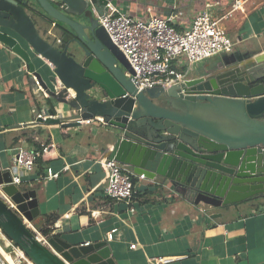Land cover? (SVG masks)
Segmentation results:
<instances>
[{
  "label": "water",
  "instance_id": "1",
  "mask_svg": "<svg viewBox=\"0 0 264 264\" xmlns=\"http://www.w3.org/2000/svg\"><path fill=\"white\" fill-rule=\"evenodd\" d=\"M109 4L117 0H0V49L20 57L46 96L70 111L49 109L46 124L79 127L100 117L109 159L163 179L195 205L218 209L264 195V54L138 91L130 63L99 24ZM37 22L52 27L51 38ZM32 55L50 63L54 89ZM0 185L17 207L0 198V228L34 264H116L106 241L41 242L25 222L40 215L36 191L12 184L1 165Z\"/></svg>",
  "mask_w": 264,
  "mask_h": 264
},
{
  "label": "crops",
  "instance_id": "2",
  "mask_svg": "<svg viewBox=\"0 0 264 264\" xmlns=\"http://www.w3.org/2000/svg\"><path fill=\"white\" fill-rule=\"evenodd\" d=\"M117 7L143 20L178 15L174 26L179 31L189 29L196 14L205 9L221 20L235 43L234 52L197 65L189 78L224 61L264 54V0H117ZM37 26L43 38H51L52 27L39 22ZM34 63L54 89L49 80L54 75L50 63L39 56ZM0 74L1 168L11 171L12 155L24 142L34 150L56 143L21 186L36 191L40 215L32 223L41 234L49 231L48 236L76 246L106 241L116 264H152L151 259L156 264H264L262 200L214 209L193 204L161 178H136V213L130 214L125 203H116L105 192L101 162L109 157L110 140L104 121L97 117L79 127H36L33 121L38 113L55 108L68 116L69 109L47 97L23 60L6 49H0ZM65 164L69 171H64ZM49 168L60 174L57 179H42ZM92 211L99 213L94 216ZM216 214L221 217L213 218ZM114 229L113 240L107 241ZM0 241L4 252L9 250L10 243L1 235ZM136 242L139 245L132 249Z\"/></svg>",
  "mask_w": 264,
  "mask_h": 264
},
{
  "label": "built area",
  "instance_id": "3",
  "mask_svg": "<svg viewBox=\"0 0 264 264\" xmlns=\"http://www.w3.org/2000/svg\"><path fill=\"white\" fill-rule=\"evenodd\" d=\"M177 17L178 15H172L168 18L152 17L143 20L132 17L122 12L117 5L111 4L108 5V11L103 16L97 14L99 24L130 63L134 75L129 74L128 77L131 78L138 91L183 83L193 73L197 65L219 55L234 52V41L221 24V20L213 17L208 9L196 14L191 26L185 31H179L174 26ZM36 85L41 89L38 81H36ZM52 117L48 114V110L38 113L33 125L36 127L44 126L46 121ZM93 120L80 123L82 125L90 124ZM101 122H103L102 119ZM55 148L56 143L54 141L51 145H42L41 150L29 148L26 142L16 148L11 159L12 184L21 187L34 172L37 161L50 154ZM101 165L106 173L105 192L108 198L116 203H125L129 207V213L135 214L134 203L137 190L134 180L136 178L140 181L148 180L145 174H135L129 166L123 165L115 159L107 158L101 162ZM69 170L70 166L65 164L64 171ZM59 175L58 172L49 168L47 176L42 179H57ZM0 198L12 209L17 210L16 204L4 193L3 185H0ZM97 213L99 212L92 211L94 216ZM118 218L126 223L119 216ZM25 222L37 238L47 244L46 237H43L33 223L26 219ZM0 232L19 252H10L9 257L0 247V264H34L4 234L1 228ZM116 232L117 229L110 231L107 234V241H112ZM85 245H89V243ZM138 245L136 242L131 245V248L136 249ZM150 263L156 264L155 259H151Z\"/></svg>",
  "mask_w": 264,
  "mask_h": 264
},
{
  "label": "trees",
  "instance_id": "4",
  "mask_svg": "<svg viewBox=\"0 0 264 264\" xmlns=\"http://www.w3.org/2000/svg\"><path fill=\"white\" fill-rule=\"evenodd\" d=\"M134 182H135V180H134ZM254 200H262V204L264 205V195H259V196H257V197H254V198L248 200V201H254ZM49 233H50L49 231H43L42 234H43L44 236H48ZM10 252H12V251L9 249V250H7L5 253H6L7 256H10V255H9Z\"/></svg>",
  "mask_w": 264,
  "mask_h": 264
},
{
  "label": "bare ground",
  "instance_id": "5",
  "mask_svg": "<svg viewBox=\"0 0 264 264\" xmlns=\"http://www.w3.org/2000/svg\"><path fill=\"white\" fill-rule=\"evenodd\" d=\"M0 235L4 238V239H6L3 235H2V233L0 232ZM7 240V239H6ZM8 241V240H7ZM10 243V242H9ZM9 249L12 251V252H14V251H16L17 253H19L17 250H15L13 247H12V245L10 244V246H9Z\"/></svg>",
  "mask_w": 264,
  "mask_h": 264
},
{
  "label": "rangeland",
  "instance_id": "6",
  "mask_svg": "<svg viewBox=\"0 0 264 264\" xmlns=\"http://www.w3.org/2000/svg\"><path fill=\"white\" fill-rule=\"evenodd\" d=\"M10 257V256H9Z\"/></svg>",
  "mask_w": 264,
  "mask_h": 264
}]
</instances>
